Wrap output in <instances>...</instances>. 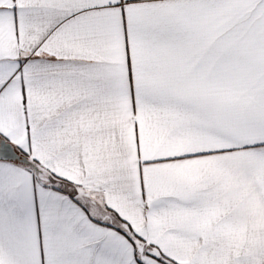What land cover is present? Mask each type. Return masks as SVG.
<instances>
[{
    "label": "snow or ice",
    "instance_id": "obj_1",
    "mask_svg": "<svg viewBox=\"0 0 264 264\" xmlns=\"http://www.w3.org/2000/svg\"><path fill=\"white\" fill-rule=\"evenodd\" d=\"M0 264H264V0H0Z\"/></svg>",
    "mask_w": 264,
    "mask_h": 264
}]
</instances>
